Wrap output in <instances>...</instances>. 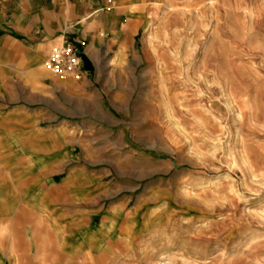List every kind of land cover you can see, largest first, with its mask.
<instances>
[{
    "label": "rangeland",
    "instance_id": "374dc122",
    "mask_svg": "<svg viewBox=\"0 0 264 264\" xmlns=\"http://www.w3.org/2000/svg\"><path fill=\"white\" fill-rule=\"evenodd\" d=\"M144 10L128 70L99 81L123 235L79 264H264V0Z\"/></svg>",
    "mask_w": 264,
    "mask_h": 264
},
{
    "label": "crops",
    "instance_id": "0c3cea01",
    "mask_svg": "<svg viewBox=\"0 0 264 264\" xmlns=\"http://www.w3.org/2000/svg\"><path fill=\"white\" fill-rule=\"evenodd\" d=\"M155 1L0 0V264L94 262L123 235L99 81L128 70ZM64 42L82 53L78 81L45 68Z\"/></svg>",
    "mask_w": 264,
    "mask_h": 264
},
{
    "label": "built area",
    "instance_id": "2783aa9c",
    "mask_svg": "<svg viewBox=\"0 0 264 264\" xmlns=\"http://www.w3.org/2000/svg\"><path fill=\"white\" fill-rule=\"evenodd\" d=\"M82 65L83 57L80 50L64 42L52 49L45 68L55 75H69L78 81L82 76Z\"/></svg>",
    "mask_w": 264,
    "mask_h": 264
}]
</instances>
